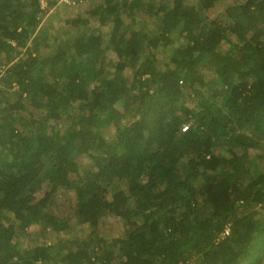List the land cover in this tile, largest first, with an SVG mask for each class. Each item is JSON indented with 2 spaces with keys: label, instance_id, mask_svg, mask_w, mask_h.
I'll list each match as a JSON object with an SVG mask.
<instances>
[{
  "label": "trees",
  "instance_id": "1",
  "mask_svg": "<svg viewBox=\"0 0 264 264\" xmlns=\"http://www.w3.org/2000/svg\"><path fill=\"white\" fill-rule=\"evenodd\" d=\"M88 2L0 0V264H264V0Z\"/></svg>",
  "mask_w": 264,
  "mask_h": 264
},
{
  "label": "rangeland",
  "instance_id": "2",
  "mask_svg": "<svg viewBox=\"0 0 264 264\" xmlns=\"http://www.w3.org/2000/svg\"><path fill=\"white\" fill-rule=\"evenodd\" d=\"M89 2L88 1H83V2H80L79 4H75V5H71L68 9H61L59 11V16L62 15V14H66V16H69V17H73V16H76V15H79V14H82L84 13V10L86 9V6ZM56 23V21H54ZM93 26V25H92ZM111 59H113V54L111 56ZM83 162H85L87 164V161L86 160H83ZM68 196L71 195L67 194ZM116 219H113L112 222H113V228L112 229V232L116 231L117 230V224L115 223ZM68 236L69 238L73 239L75 237H77L80 233H79V230H69L68 232ZM48 243H54L56 242L57 240V236L55 234H53L52 236H48L47 239ZM263 262H264V258H263Z\"/></svg>",
  "mask_w": 264,
  "mask_h": 264
},
{
  "label": "built area",
  "instance_id": "3",
  "mask_svg": "<svg viewBox=\"0 0 264 264\" xmlns=\"http://www.w3.org/2000/svg\"><path fill=\"white\" fill-rule=\"evenodd\" d=\"M83 1H89V0H59V2H63V3H67V4H75V3H80V2H83ZM228 233V230L226 229L223 234H227Z\"/></svg>",
  "mask_w": 264,
  "mask_h": 264
}]
</instances>
